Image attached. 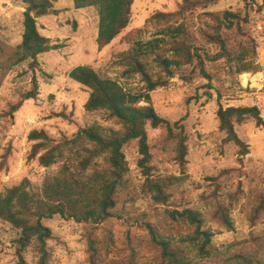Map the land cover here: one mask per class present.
<instances>
[{
	"label": "rangeland",
	"instance_id": "rangeland-1",
	"mask_svg": "<svg viewBox=\"0 0 264 264\" xmlns=\"http://www.w3.org/2000/svg\"><path fill=\"white\" fill-rule=\"evenodd\" d=\"M182 1L136 0L130 26L99 51L96 42L98 8L76 9L72 0H54L61 13L40 18L38 25L40 32L58 48L41 54L34 67L28 59L9 70L2 65L22 43L26 5L23 0H0V192L25 178L41 187L47 177L61 169L65 160L70 159L75 168L87 155L84 151L76 152L81 148L78 145L73 153L65 149L64 156L52 166L42 167L37 158H30L33 145L37 143L29 139L31 131H46L55 145L72 139L80 129L94 125L105 130L121 129L107 113L86 111L89 92L69 73L79 65L90 64L102 75L120 80L126 88H137V80L120 77V67L113 64L114 56L130 47L127 35L153 37L157 27L149 22L150 17L157 11H176ZM248 1L250 23L244 26L246 34L241 38L254 39L255 62L260 72L240 74L227 62L209 63L208 68L215 75L211 100L204 94L207 80L200 76L193 83L176 77L169 87L151 93V104L159 115L172 124L178 122V126H174L176 131L183 125L188 139L189 152L183 169L166 127L148 126L152 180L179 177L165 189L168 201H157L149 189L147 177L139 166L141 155L137 141L127 144L124 152L130 170L119 188L113 217L99 224L78 223L60 215L43 221L53 232L48 242L50 264H91L90 237L100 242L99 264H164L161 247L151 240L150 226L165 239L188 249L191 264H226L228 257L240 253L252 257L253 264H264V206L261 207L264 129L253 119L237 124L239 136L250 147V153L240 162L239 147L225 142L226 134L220 130L217 118L220 103L224 107L258 106L264 117V0ZM246 4L244 0H218L207 9L199 8L198 14L224 10L245 12ZM199 41L206 45L204 40ZM32 91L36 92V98L26 99L25 95ZM99 163L106 166L104 159H99ZM220 205L231 209L234 230L229 231L215 218L214 211ZM186 210L197 212L203 227L213 232L210 257H198L190 246L180 242L195 231L193 224L176 214ZM173 215H178L180 220L176 221ZM20 234L11 223L0 219V264H17L16 241ZM24 257L27 264H37L39 259L34 247L28 248Z\"/></svg>",
	"mask_w": 264,
	"mask_h": 264
},
{
	"label": "trees",
	"instance_id": "trees-1",
	"mask_svg": "<svg viewBox=\"0 0 264 264\" xmlns=\"http://www.w3.org/2000/svg\"><path fill=\"white\" fill-rule=\"evenodd\" d=\"M136 0H72L76 9L97 7L99 11L98 50L102 51L122 35L132 21V8ZM218 0H183L179 9L173 12L157 11L149 22L157 27L154 36L149 39L126 36L130 45L127 50L114 56L113 64L120 67V77L135 79V89L126 88L120 80L102 75L93 65L85 64L73 68L69 76L84 86L89 92L85 104L88 112H105L116 120L121 129L105 130L94 125L80 129L72 139L53 144V140L44 130H33L29 134L33 145L31 159H38L42 167L48 168L64 156L65 149L74 152L76 146L84 151V156L75 168L72 161L65 160L61 169L47 177L41 187L25 178L21 183L4 192H0V219L11 223L20 230L17 239V264H27L24 252L34 247L39 255L37 264H50L51 254L48 242L53 238L52 230L43 221L60 215L67 220L78 223H102L114 216L119 188L123 185L130 168L124 152L127 144L137 141L139 166L147 177L149 189L159 202H167L166 188L179 180L172 176L163 180H152V153L149 142L148 126L166 127L168 139L174 141L176 159L183 169L187 164L188 139L184 126L178 131L163 118L151 104V93L160 88L169 87L178 77L185 83H193L197 76L207 80L204 84L207 100L213 98V81L215 75L208 68L209 63L227 62L230 68L238 72H260L255 62L257 45L252 37L241 38L246 34L244 26L250 23L248 9L250 3L244 0L246 11H204ZM24 33L22 43L9 55L4 69L28 60L31 66L37 64L41 54L57 49L50 38L39 29L38 20L48 15H59L61 10L54 0H23ZM262 7V6H261ZM198 14V15H197ZM200 39L206 45L200 44ZM212 47L216 50L213 51ZM36 82V80H34ZM36 88V85H35ZM36 92L25 95L26 99L36 98ZM221 93L218 91V100ZM145 102L146 105H141ZM60 116L66 117L60 113ZM219 128L226 134V143H235L239 147L240 162L250 153V147L239 136L236 126L253 119L256 125L264 129V117L258 106H229L221 103L217 110ZM105 160V167L99 163ZM264 206V197L261 207ZM180 215L195 226V231L180 242L191 247L198 257L207 258L212 254L213 232L203 227L202 219L197 212L186 210ZM173 215L176 221L180 218ZM215 218L229 231L234 230L231 209L220 205L214 211ZM151 240L162 249L161 258L164 264H191L190 251L165 239L152 226L149 227ZM99 241L89 238L91 264H99L101 251ZM109 242H107L108 244ZM245 253L233 255L226 259V264H253L254 259Z\"/></svg>",
	"mask_w": 264,
	"mask_h": 264
},
{
	"label": "crops",
	"instance_id": "crops-1",
	"mask_svg": "<svg viewBox=\"0 0 264 264\" xmlns=\"http://www.w3.org/2000/svg\"><path fill=\"white\" fill-rule=\"evenodd\" d=\"M74 4V3H73Z\"/></svg>",
	"mask_w": 264,
	"mask_h": 264
}]
</instances>
